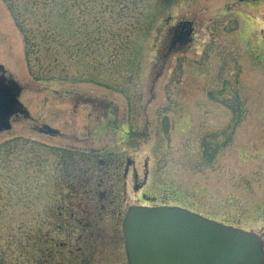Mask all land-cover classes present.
<instances>
[{
  "label": "rangeland",
  "instance_id": "rangeland-1",
  "mask_svg": "<svg viewBox=\"0 0 264 264\" xmlns=\"http://www.w3.org/2000/svg\"><path fill=\"white\" fill-rule=\"evenodd\" d=\"M44 1L31 22L26 0H0V66L29 114L0 133V264L35 260L51 245L45 235L61 242L53 228L65 220L53 213L65 207V151L113 153L121 213L164 205L264 228V0ZM181 20L193 22L191 41L167 52ZM73 202L91 227L68 241L66 263L124 264L110 211L100 220L98 200Z\"/></svg>",
  "mask_w": 264,
  "mask_h": 264
},
{
  "label": "water",
  "instance_id": "water-1",
  "mask_svg": "<svg viewBox=\"0 0 264 264\" xmlns=\"http://www.w3.org/2000/svg\"><path fill=\"white\" fill-rule=\"evenodd\" d=\"M3 91L1 130L12 112L27 116L17 101L20 89L9 80ZM47 134L56 131L43 127ZM127 264H262L260 242L252 233L227 227L179 208L132 206L122 222Z\"/></svg>",
  "mask_w": 264,
  "mask_h": 264
},
{
  "label": "trees",
  "instance_id": "trees-1",
  "mask_svg": "<svg viewBox=\"0 0 264 264\" xmlns=\"http://www.w3.org/2000/svg\"><path fill=\"white\" fill-rule=\"evenodd\" d=\"M71 1L72 4H75V2H77V0ZM110 1L112 0H107V3ZM51 2L52 0L44 1L45 4H50ZM120 2L121 0H117V2L113 0V4ZM58 3H60V1H58ZM28 4H31L30 8L32 9H29ZM39 6H42L40 0H26L23 6V15L26 16V14H29L30 18H27L28 21L32 22L38 20L37 9L39 8ZM47 20H49L50 22L54 20L51 13L47 15ZM41 41L45 42L46 38L43 37ZM38 45L42 46L41 44ZM41 50L42 52H47V49ZM109 156H112V154H100L93 152L77 155L73 153V151H65L59 154L60 159H58L59 162L57 164V168L59 169V173L61 174L62 180L64 181L66 186L63 199L69 201L76 199V197L79 195H87L89 194V191L92 190V187L98 185L100 187L98 188V190L100 192H104V197H101V201H99L102 206H109V203L114 204V199L118 202V199L115 198L114 193V187L117 182V176L115 175V172H117L118 170V160L116 158H109ZM111 182L113 183L112 186H110ZM55 211L56 213H53V219L61 220L62 218L63 220H65L64 226L66 228H70L71 224L73 223H77L78 225H80L81 221H75V219L73 218L71 214L73 211L69 203H67L65 207H60V205L58 204V209ZM65 213L66 215L63 216ZM52 225L53 224L51 222L49 224V227L51 229L53 228ZM62 229H60L59 224L58 227L53 228V230L56 233H60V235Z\"/></svg>",
  "mask_w": 264,
  "mask_h": 264
},
{
  "label": "flooded vegetation",
  "instance_id": "flooded-vegetation-1",
  "mask_svg": "<svg viewBox=\"0 0 264 264\" xmlns=\"http://www.w3.org/2000/svg\"><path fill=\"white\" fill-rule=\"evenodd\" d=\"M192 34H193V22L192 21H188V20L177 21L171 27V30H170L171 41H170L168 51H170V50L173 51L175 49L181 48L185 44L189 43L191 41ZM4 90L7 91V93H11L12 87L9 83V78H7L5 76L3 68L0 67V105H1V101H2L1 100V98H2L1 94ZM2 117H3V115L1 114V111H0V133L2 132V130H1V127H2L1 118ZM18 117H20V115L18 113L12 112V114L9 116L8 122L10 123L11 120L14 121ZM128 165H129V163L126 166H128ZM125 170H126V167H125ZM110 184H111L110 186L113 185L112 182ZM98 188H100L98 185L94 186L91 188L92 190L89 191V194L79 195L77 197H81L86 202H89V200L92 201L94 199L101 201L100 198L104 197L103 196L104 192H100L98 190ZM65 190L66 189H64V191ZM77 197H76V199H77ZM115 198L117 199L116 196H115ZM76 199L69 200V201L64 199L65 200L64 206H66V202H67V203H69L70 207L73 208V206H74L73 201H75ZM119 200L120 199H118V202H119ZM118 202L114 199V204L109 203V206H102L101 205L100 207H101L102 212H98V214L101 215V217H100V220H101L107 214V211H105V210H109L110 215L112 216V218H110L111 221L114 220V223L116 225L120 224V232H121V237L123 239V252H124V257H125L124 264H127L126 256H125L124 238L122 235L121 227H122V222H123L124 215H125L124 213L126 212V210L128 208L125 211H123V213H121L120 209L118 208V205H116V204H118ZM73 212L71 214H72L73 218L75 219V221H81V219L79 217H76V214ZM84 213H85V211H84ZM71 214H70V216H71ZM65 215H66V213L63 216H65ZM81 225H82L81 222H80V225H78L77 223L71 224L70 231L68 230L69 228L62 229V227L60 226V229H62L61 242L58 241L57 244H52L54 238H52L51 235L44 236V239L46 241H48L49 244H51V245L47 249H46V247H43V252H42L43 260L41 261V263L42 264H67L66 263L67 255L71 256V252H67L68 241L72 240L71 238L74 237V234H77L78 230H86V229H89L91 227V223H89L88 221L83 226H81ZM47 227H48V229L50 228L49 226H47ZM245 231L254 234L258 238V240L260 242L262 257H263V263L262 264H264V228L261 227L257 232H255L254 230H245ZM89 235L90 234L88 233L87 236H89ZM79 238H80V235H79ZM112 244H104L103 249L107 250ZM115 248H116V246H115ZM99 252H101V250ZM97 255L98 256L96 258H99L100 253ZM110 258H111V260H114V255H111ZM38 262L39 261L30 260V261H27V264H40ZM94 263L95 264H104L101 262L99 263V260H95ZM111 264H114V263H111Z\"/></svg>",
  "mask_w": 264,
  "mask_h": 264
}]
</instances>
